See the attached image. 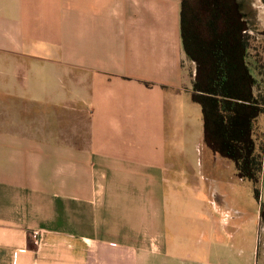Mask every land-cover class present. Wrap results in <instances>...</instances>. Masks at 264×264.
I'll use <instances>...</instances> for the list:
<instances>
[{
  "label": "crops",
  "instance_id": "1",
  "mask_svg": "<svg viewBox=\"0 0 264 264\" xmlns=\"http://www.w3.org/2000/svg\"><path fill=\"white\" fill-rule=\"evenodd\" d=\"M194 71L180 0H0V264H59L61 236L114 264H264Z\"/></svg>",
  "mask_w": 264,
  "mask_h": 264
},
{
  "label": "trees",
  "instance_id": "2",
  "mask_svg": "<svg viewBox=\"0 0 264 264\" xmlns=\"http://www.w3.org/2000/svg\"><path fill=\"white\" fill-rule=\"evenodd\" d=\"M264 0H180L182 47L194 63L190 96L200 106L203 142L229 160L260 204L264 164V72L249 60L252 32L264 40Z\"/></svg>",
  "mask_w": 264,
  "mask_h": 264
},
{
  "label": "rangeland",
  "instance_id": "3",
  "mask_svg": "<svg viewBox=\"0 0 264 264\" xmlns=\"http://www.w3.org/2000/svg\"><path fill=\"white\" fill-rule=\"evenodd\" d=\"M261 18L264 24V9L261 13ZM249 43V60L251 62L259 60L260 65H262V68L260 70L264 72V40L262 36L256 34V32H252ZM247 185L251 187L249 183H247ZM263 187L264 175L262 174L261 189H263ZM78 229L79 228L75 229V231L80 232V230ZM104 232L100 230L98 234L96 233V236L99 238L108 237ZM41 236L42 235L39 234V238H41ZM32 237V241L37 247L40 240L35 241V237L33 235ZM57 239L58 240L56 241V243H58L57 253L59 257V264H114L113 261H106V259L100 255V253L104 250L103 244L90 241H76L69 236H61ZM116 240L124 241L121 239Z\"/></svg>",
  "mask_w": 264,
  "mask_h": 264
},
{
  "label": "built area",
  "instance_id": "4",
  "mask_svg": "<svg viewBox=\"0 0 264 264\" xmlns=\"http://www.w3.org/2000/svg\"><path fill=\"white\" fill-rule=\"evenodd\" d=\"M39 234H41L39 230H34V231L32 232V235L35 237V241L40 240V238H39Z\"/></svg>",
  "mask_w": 264,
  "mask_h": 264
}]
</instances>
